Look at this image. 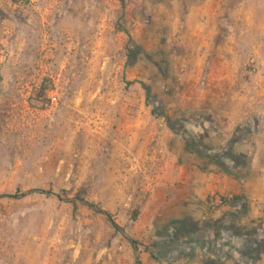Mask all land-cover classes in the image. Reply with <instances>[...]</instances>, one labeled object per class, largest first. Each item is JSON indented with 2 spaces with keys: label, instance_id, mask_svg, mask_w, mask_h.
I'll use <instances>...</instances> for the list:
<instances>
[{
  "label": "rangeland",
  "instance_id": "obj_1",
  "mask_svg": "<svg viewBox=\"0 0 264 264\" xmlns=\"http://www.w3.org/2000/svg\"><path fill=\"white\" fill-rule=\"evenodd\" d=\"M254 137L264 0H0V264H174L161 183Z\"/></svg>",
  "mask_w": 264,
  "mask_h": 264
},
{
  "label": "crops",
  "instance_id": "obj_2",
  "mask_svg": "<svg viewBox=\"0 0 264 264\" xmlns=\"http://www.w3.org/2000/svg\"><path fill=\"white\" fill-rule=\"evenodd\" d=\"M252 140L244 150L225 149L219 159L203 156V162L198 158L181 165L161 183L152 214L155 230L164 228L161 242L155 243L163 248L160 259L173 257L174 264H264V157L259 156L264 145ZM248 149L250 160L244 157L237 164ZM150 252L144 249V260H153Z\"/></svg>",
  "mask_w": 264,
  "mask_h": 264
},
{
  "label": "trees",
  "instance_id": "obj_3",
  "mask_svg": "<svg viewBox=\"0 0 264 264\" xmlns=\"http://www.w3.org/2000/svg\"><path fill=\"white\" fill-rule=\"evenodd\" d=\"M204 156H208V155H206V154L204 153ZM33 192H43V190H40V189H30V190H28V191H26V192H23V193H20V194H18V195H17V194H13V195H10V194H0V197H24V196H26V195H28V194L33 193ZM83 203H84L89 209H91L92 211L102 214V215L106 218V220H107V221H108V222L114 227L115 230H117V231H121V232L124 233L123 229H122L121 227H119V226L115 223V219H114L113 215H112L110 212H108V211H106V210H104V209H101V208H100L97 204H95V203H91V202H88V201H83ZM127 239H128V241L132 244V246H133L134 249H136L137 245L140 244V243H138L136 240H133V239L129 238L128 236H127ZM141 245L143 246V248H144L145 250H148V249H149L148 245H145V244H141ZM155 247H159V246H156V245H155ZM159 248H160V247H159ZM159 248H158V251H155L156 253H155V252H150V254H151V256H152L153 259H158L160 256H162V254H161L162 250L159 249Z\"/></svg>",
  "mask_w": 264,
  "mask_h": 264
},
{
  "label": "built area",
  "instance_id": "obj_4",
  "mask_svg": "<svg viewBox=\"0 0 264 264\" xmlns=\"http://www.w3.org/2000/svg\"><path fill=\"white\" fill-rule=\"evenodd\" d=\"M48 98H49V102L51 105L57 102V96L53 93L49 94ZM215 200L217 201V203H222V200L220 197L215 196Z\"/></svg>",
  "mask_w": 264,
  "mask_h": 264
}]
</instances>
